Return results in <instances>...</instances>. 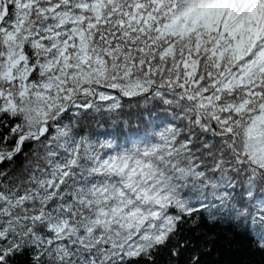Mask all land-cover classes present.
Wrapping results in <instances>:
<instances>
[{
    "label": "snow or ice",
    "instance_id": "obj_1",
    "mask_svg": "<svg viewBox=\"0 0 264 264\" xmlns=\"http://www.w3.org/2000/svg\"><path fill=\"white\" fill-rule=\"evenodd\" d=\"M237 237L264 264V0H0V264Z\"/></svg>",
    "mask_w": 264,
    "mask_h": 264
},
{
    "label": "trees",
    "instance_id": "obj_2",
    "mask_svg": "<svg viewBox=\"0 0 264 264\" xmlns=\"http://www.w3.org/2000/svg\"><path fill=\"white\" fill-rule=\"evenodd\" d=\"M215 231H217L221 235V237H223L225 234L229 236L233 235L232 229L227 225L218 226ZM208 259L219 260L221 259V257L213 256L209 257ZM223 259L231 261H244L245 264H249V262H254V264H261V256L258 253L244 250V248L242 247L241 239L239 237L235 238V243L231 246Z\"/></svg>",
    "mask_w": 264,
    "mask_h": 264
}]
</instances>
